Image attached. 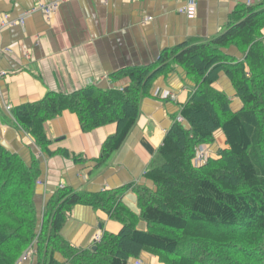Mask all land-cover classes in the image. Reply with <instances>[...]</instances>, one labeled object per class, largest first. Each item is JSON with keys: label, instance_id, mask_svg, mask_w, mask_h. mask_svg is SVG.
Masks as SVG:
<instances>
[{"label": "trees", "instance_id": "1", "mask_svg": "<svg viewBox=\"0 0 264 264\" xmlns=\"http://www.w3.org/2000/svg\"><path fill=\"white\" fill-rule=\"evenodd\" d=\"M257 5L245 7L247 16L217 38L165 51L151 65L115 72L111 78L129 80L121 89L49 92L11 110L46 157H69L66 151H50L44 130L64 111L77 117L83 133L114 124L116 132L101 146V166L121 148L141 101L157 78L172 72L171 64L182 67L195 84L179 111L184 122L174 121L145 173L154 188L136 191L139 217L122 205L128 187L100 193L60 188L39 213V162L26 164L0 144V264H17L27 253L34 264H128L143 253L161 264H264V5ZM230 46L242 60L223 53ZM220 73L241 102L236 112L225 93L211 87ZM219 130L227 148L218 160L194 168L195 147L212 143ZM77 205L106 213L121 230L104 233L95 250L71 247L60 232ZM139 222L146 228L138 229Z\"/></svg>", "mask_w": 264, "mask_h": 264}, {"label": "crops", "instance_id": "2", "mask_svg": "<svg viewBox=\"0 0 264 264\" xmlns=\"http://www.w3.org/2000/svg\"><path fill=\"white\" fill-rule=\"evenodd\" d=\"M50 1L0 0V20L6 16V22L17 21L35 5ZM245 2L197 0L195 16L189 19L179 13L183 4L174 0H75L62 3L49 19L36 12L23 25L1 29L0 72L6 75L0 78V144L26 164L33 159L39 162L41 185L35 197L39 213L60 188L100 193L128 187L121 196L122 205L139 217L136 191L154 188L145 173L195 84L182 67L171 64L172 72L157 78L150 96L141 101L137 122L121 148L101 166L97 165L101 146L116 132L114 124L83 133L77 117L64 111L46 122L44 130L51 142L50 151H66L69 157H46L16 124L11 110L40 101L49 92L67 95L91 86L121 89L129 80L111 78L115 72L151 65L165 51L199 45L223 35L247 16ZM146 18L151 20L145 22ZM261 34L264 37V26ZM223 53L243 59L233 46ZM211 87L225 93L233 112L241 108L225 74L220 73ZM213 139V148L225 147L221 131L215 132ZM145 227L143 222L137 224L138 229ZM120 230V224L106 213L77 205L67 216L60 235L71 247L87 249L93 246L91 238L95 234L115 235ZM55 258L61 261L59 255ZM141 259L156 264L157 257L147 254Z\"/></svg>", "mask_w": 264, "mask_h": 264}, {"label": "built area", "instance_id": "3", "mask_svg": "<svg viewBox=\"0 0 264 264\" xmlns=\"http://www.w3.org/2000/svg\"><path fill=\"white\" fill-rule=\"evenodd\" d=\"M67 1H75V0H51L47 4H38V5H35L32 9H30V10L26 11L25 13H23V15L17 21H14V22H6L7 17L4 16L3 17V20H0V31H1V29L3 27H6V26L9 27V26H13L15 24L23 25L24 20L29 15H32L33 13H36V12L42 13L43 16L46 19H49L50 17H52L53 15L56 14L59 6L62 3L67 2ZM102 1L103 2H107L108 0H102ZM129 1H135V0H129ZM174 1H177V2H180V3L183 4L179 8V13H182V14L186 15L187 18H189V19H191V18H193L195 16L196 6H197V0H174ZM245 4H246V7H252V6H255L257 4H263L264 5V0H246ZM150 20H151L150 18L144 19L145 22H148ZM5 75H6V73L0 72V78L3 77V76H5ZM165 97H168V94H166ZM176 121L183 122V119L181 117H178ZM197 149H199V152H197L199 155H197L196 153L195 154L198 156V158L204 159V157L202 156V153H201V146H199V148H197ZM204 155H205V160H206L207 154L205 153V151H204ZM40 184H41V182H40V180H38L37 181V185H40ZM101 239H102V234L99 233V234L95 235L92 238V241L94 243H98V242H100ZM30 261H31L30 253H27L26 255H24L20 259V262H30ZM137 264H139V262H137Z\"/></svg>", "mask_w": 264, "mask_h": 264}, {"label": "rangeland", "instance_id": "4", "mask_svg": "<svg viewBox=\"0 0 264 264\" xmlns=\"http://www.w3.org/2000/svg\"><path fill=\"white\" fill-rule=\"evenodd\" d=\"M172 99H174V97H172ZM220 131V130H219ZM222 133V132H221ZM214 140V139H213ZM214 143V141L212 142V143H203V144H200V145H197L196 147H195V153L197 154V155H199L197 152H199V149H197V148H199V146H201V153H202V156L204 157V159H200V158H198V156L196 155L195 157H193V159H192V161H191V163H192V166L194 167V168H196V169H198V168H200V167H203V166H205L210 160H218L219 158H220V156H219V152L220 151H222V150H225L227 147H226V144H225V147L223 146V147H221V148H216L215 149V147L213 148V146H212V144ZM210 146H212V147H210ZM197 150V151H196ZM205 151V153L207 154V158H206V160H205V155H204V151ZM146 228V227H145ZM142 230V229H141ZM97 234H99V233H97ZM97 234H95V235H97ZM102 234V233H101ZM94 235V236H95ZM93 236V237H94ZM102 236H103V234H102ZM92 237V238H93ZM92 238H91V243H92V245L93 246H96L97 244H99L100 242H101V240H100V242H98V243H94L93 241H92ZM92 246V247H93ZM92 247L90 246L89 248L90 249H92ZM89 248H87V249H89ZM144 255H147V253H143L142 255H141V257L142 256H144ZM150 255V254H149ZM141 257H140V259H137V260H130L129 262H128V264H137V262H139V264H150V263H144L143 261H142V259H141ZM21 259V258H20ZM20 259H19V261L17 262V264H34V261H31V262H20ZM156 264H161V263H159V258H157L156 259Z\"/></svg>", "mask_w": 264, "mask_h": 264}, {"label": "water", "instance_id": "5", "mask_svg": "<svg viewBox=\"0 0 264 264\" xmlns=\"http://www.w3.org/2000/svg\"><path fill=\"white\" fill-rule=\"evenodd\" d=\"M95 249H96V246H93V247H92V250H95Z\"/></svg>", "mask_w": 264, "mask_h": 264}, {"label": "clouds", "instance_id": "6", "mask_svg": "<svg viewBox=\"0 0 264 264\" xmlns=\"http://www.w3.org/2000/svg\"><path fill=\"white\" fill-rule=\"evenodd\" d=\"M183 122H184V121H183ZM40 185H41V184H40ZM37 186H39V185H37ZM32 260H33V258H32ZM32 260H31V261H32Z\"/></svg>", "mask_w": 264, "mask_h": 264}]
</instances>
